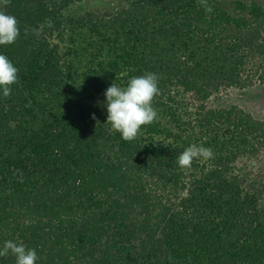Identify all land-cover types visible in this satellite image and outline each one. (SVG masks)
<instances>
[{"label": "trees", "instance_id": "16d2710c", "mask_svg": "<svg viewBox=\"0 0 264 264\" xmlns=\"http://www.w3.org/2000/svg\"><path fill=\"white\" fill-rule=\"evenodd\" d=\"M79 1L0 5L20 22L0 45L19 69L0 89V248L23 243L36 264H264V120L209 102L264 83V0L67 13ZM148 72L158 119L125 141L105 92ZM193 144L214 158L182 169Z\"/></svg>", "mask_w": 264, "mask_h": 264}, {"label": "clouds", "instance_id": "9594fccd", "mask_svg": "<svg viewBox=\"0 0 264 264\" xmlns=\"http://www.w3.org/2000/svg\"><path fill=\"white\" fill-rule=\"evenodd\" d=\"M199 3L206 12H212L213 9L208 5L207 0H199ZM9 4L10 0H0V5ZM19 23L14 15L0 10V45H11L18 40ZM27 31L25 29V34ZM32 31L35 35H39L37 29ZM18 73L19 69L12 61L6 55L0 54V89L4 97H9L12 85L19 83ZM159 94L158 76L152 72L132 77L126 87L117 86L113 82L105 92L107 123L111 125L112 130L120 133L125 141L137 139L143 126L151 125L158 119L153 102ZM92 119L96 120L95 114ZM201 158L205 161L213 159V150L193 144L179 155L177 163L182 169H190L193 162ZM9 253L16 258V264H36L39 259L35 249H29L23 243L18 244L12 240L6 241L0 248V257H5Z\"/></svg>", "mask_w": 264, "mask_h": 264}, {"label": "rangeland", "instance_id": "374dc122", "mask_svg": "<svg viewBox=\"0 0 264 264\" xmlns=\"http://www.w3.org/2000/svg\"><path fill=\"white\" fill-rule=\"evenodd\" d=\"M120 0H82L72 4L67 13L84 14L87 10L102 12L119 3ZM213 106L238 105L254 117L264 120V83L256 81L247 88L228 87L220 90L209 100ZM264 163V155L261 158ZM245 161L240 166H246Z\"/></svg>", "mask_w": 264, "mask_h": 264}]
</instances>
